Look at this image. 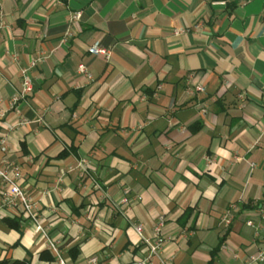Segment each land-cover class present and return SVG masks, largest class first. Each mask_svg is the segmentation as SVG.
Instances as JSON below:
<instances>
[{"label": "crops", "instance_id": "obj_1", "mask_svg": "<svg viewBox=\"0 0 264 264\" xmlns=\"http://www.w3.org/2000/svg\"><path fill=\"white\" fill-rule=\"evenodd\" d=\"M0 19V162L44 229L4 209L0 261L59 264L46 233L68 264H264V0H0Z\"/></svg>", "mask_w": 264, "mask_h": 264}, {"label": "built area", "instance_id": "obj_2", "mask_svg": "<svg viewBox=\"0 0 264 264\" xmlns=\"http://www.w3.org/2000/svg\"><path fill=\"white\" fill-rule=\"evenodd\" d=\"M82 12L76 11L73 12L71 17L72 20H79L81 18ZM5 26V22L3 19H0V30ZM89 51L95 56H104L105 58L109 59L111 57V49L101 44V42L96 41L94 42ZM37 63L34 60L31 65H35ZM30 68L24 69V77L22 80V86L19 92L12 98V104L18 103L21 99H26L33 94L34 86L32 82V78L29 75L28 71ZM79 70L91 77V73L89 72L87 66L85 64H81ZM161 88V87H160ZM196 91H203L204 86L196 85ZM205 111V109H204ZM87 165V160H82L80 162V167L85 169ZM0 179L2 182V186L0 188V217L2 211L6 208H20L21 211L28 217H30L37 225V231H44L43 226L39 223V212L36 206L35 201L32 197H30L27 192L25 191L22 183H21V168L19 165L10 162L8 160H4L0 162ZM124 202H127V197L123 198ZM264 218V213L262 215ZM232 219L231 213H228L225 217L227 223H230ZM162 224V222H161ZM160 224V225H161ZM249 225L253 226V222L249 221ZM142 227L138 226L137 230L141 231ZM48 240V246L52 250V252L57 256L59 264H68L67 261L61 255L59 246L57 242H55L52 238L48 237L46 233H44ZM166 241V237L161 233V227L157 226L156 228V242L155 244H150V249L152 254H158ZM148 243L149 241L146 240ZM255 261H264V250H262L255 258ZM84 264H100V259L97 255L91 256L87 263Z\"/></svg>", "mask_w": 264, "mask_h": 264}, {"label": "trees", "instance_id": "obj_3", "mask_svg": "<svg viewBox=\"0 0 264 264\" xmlns=\"http://www.w3.org/2000/svg\"><path fill=\"white\" fill-rule=\"evenodd\" d=\"M11 226L18 227V222L16 221L11 223ZM0 264H30V263L26 260H15V261L3 260L0 261Z\"/></svg>", "mask_w": 264, "mask_h": 264}]
</instances>
